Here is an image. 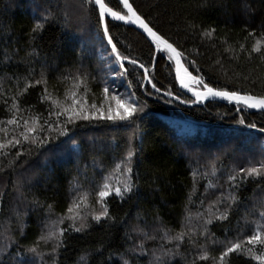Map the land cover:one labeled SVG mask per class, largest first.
I'll return each mask as SVG.
<instances>
[{
	"label": "trees",
	"instance_id": "trees-1",
	"mask_svg": "<svg viewBox=\"0 0 264 264\" xmlns=\"http://www.w3.org/2000/svg\"><path fill=\"white\" fill-rule=\"evenodd\" d=\"M105 2L113 10L122 9L119 0ZM130 2L161 34L171 38L170 42L178 41V50L187 60L195 61L209 86L227 85L229 90L264 95V0ZM48 11L56 22L45 24L42 33H33L35 23L42 22L41 16ZM109 27L113 41L119 40L117 47L121 52L150 67L158 87L163 85L182 99H192L180 88L173 61L162 64L157 60L154 67L149 65L150 45L141 32L120 22L110 23ZM213 28L215 32L211 36L204 35ZM251 32L255 35L250 36ZM257 40L262 41V51L251 53ZM109 48L97 24V12L87 0H0V122L16 118L21 124L17 128L0 123V129H7L0 131V143L22 131L24 120L32 126V119L38 116L43 123L57 105L68 106L73 93L83 107L93 103L102 106V89L97 84L102 79L110 81L114 75L111 70L117 67ZM183 62L197 75L186 60ZM126 66L131 70L130 65ZM81 72L91 75L85 77ZM141 72L128 75L131 83L117 80L116 84L121 93H134L138 107L146 101L147 108L130 122L101 121L79 129L77 137L82 154L78 158L45 154L44 150L38 153L33 148L27 159L21 156L15 161V148L0 149L3 264H19L15 259L18 251L15 241L25 247L36 244L45 226L66 213L74 196L79 197L80 204L78 209L74 207V213L95 210L97 185L106 182L115 187L127 179L122 169L129 148L136 152L134 172L138 174V191L124 202L119 199L110 202V213L116 217L114 223L97 225L89 220L92 226L86 232L73 233L71 238L65 233L67 246L60 249L58 264H85L79 258L86 253L89 254L86 264H104L109 254L112 264H123L121 253L132 264H149L151 250L165 243L161 239L162 229L169 230V235L182 230L194 233L192 238L198 241L191 245L185 240L171 264H192L201 245H206L210 259L197 260L196 264H217L228 240L244 239L257 224L264 226L260 216L264 212V176L249 178L240 185L236 193L238 203L232 206L228 220L215 219L217 209L224 208L218 198L222 192L227 195L229 191L228 177L241 168L264 163V134L240 125L232 103L209 101L204 105H186L174 101L168 104L157 100L155 95L147 96L145 86L138 84ZM41 73L46 85L36 84ZM45 87L57 105L42 99ZM13 104L17 105L15 109ZM173 119L194 123L195 132H181ZM244 119L246 123L255 122L258 128L264 127V113L247 110ZM34 126L39 128L40 124ZM4 152L9 155L4 156ZM25 179L30 181L23 189L25 200H38L41 207L22 217L28 227L21 237L15 212L24 204L17 199L13 184ZM48 205L52 206L51 212ZM207 219L213 223L207 226L210 235L205 240L201 233ZM67 224L65 221L59 227ZM238 229L242 230L239 237ZM145 234L155 239H145ZM6 235L12 237V243L5 239ZM141 240L149 249L147 256L137 258L126 251ZM165 246L172 247L166 243ZM37 247L43 257L36 258L33 264H53L48 255L52 243L41 241ZM97 249H103V253ZM259 251L257 247L256 252ZM228 264L258 262L250 256L233 253Z\"/></svg>",
	"mask_w": 264,
	"mask_h": 264
},
{
	"label": "snow or ice",
	"instance_id": "snow-or-ice-1",
	"mask_svg": "<svg viewBox=\"0 0 264 264\" xmlns=\"http://www.w3.org/2000/svg\"><path fill=\"white\" fill-rule=\"evenodd\" d=\"M87 2L91 5L92 10L97 12V24L102 29V36L106 38V43L110 46L109 53L117 65V67L111 70L114 75L111 76L110 81L108 79H102L99 84H97V87L102 89L104 103L102 106H97L93 103L90 107H83L82 101L76 99V95L73 93L70 104L60 108L57 105V101L51 100V97L47 94V88L45 87V95L42 99L45 101L51 100L53 105H57L56 111H49L48 119L43 123H40V118L38 116L32 119V126H30L28 120H24L22 131H19L12 138H8L6 143H0V149H16L15 161H18L21 156L27 159L33 148H35L38 153L40 150H44L45 154L70 155L78 158L82 154V145L77 137L79 129L92 126L101 121L130 122L138 113H143L148 106L147 102L144 101L140 103L138 107V99L134 93L132 91L121 93L119 91V86L116 84L117 80L131 83L127 80V77L137 70H142L141 79L138 81V84L145 86V94L147 96L155 95L157 100H163L168 104L178 101L181 104L194 105L203 103L209 99H222L235 106V111L238 114L237 122L240 125H244L249 129H255L259 133L264 134V127L258 128L255 122L246 123L244 119L247 110H257L264 113V95H254L249 92H242V90L239 89L229 90L227 85L223 87L209 86V84L205 82L204 77L199 73L195 61L187 60V58L184 57V53L178 50L176 46L178 41L170 42L171 38H167L166 35L161 34L155 25L147 21L145 17L137 11L133 3H130V0H119L120 5H122V9L119 11L113 10L105 0H87ZM40 20L42 22L35 23L32 29L33 33H42L45 24L56 22L51 11L41 16ZM113 22H124L125 25L137 26V30L141 31V35L144 36L145 41L150 45V59L148 62L150 66L154 67L157 60L162 64L168 61H174L176 79L179 81L180 88L191 93L193 98L182 99L180 94L173 93L170 88H166L163 85L158 87L157 83L153 82L155 77L150 74V67H147L145 63L141 62L138 58H130L128 55L122 53L120 48L117 47L119 40L114 42L110 34L109 26L110 23ZM213 32H215L214 28L206 30L204 35L211 36ZM249 35L254 36L255 33L251 32ZM261 45L262 41L257 40L252 45L251 53H261ZM121 47H124V45H121ZM184 60L193 68V71L197 72V75H193L192 72L188 70V67H185L182 62ZM126 65H130L131 70ZM168 67H172V65L168 64ZM80 75L87 77L90 76L91 73L81 72ZM74 78L79 79V77ZM42 82L45 85L47 83L43 73H41V79L37 80L36 84H41ZM16 107L17 105L13 104V108L15 109ZM53 116L55 117L54 120L52 119ZM29 119H31V117ZM0 123L14 125L17 128L21 127L20 122L16 118ZM36 124H40V127H35L34 125ZM0 131H7V129H0ZM25 144L28 145L27 148L24 147ZM3 155L8 156L9 153L4 152ZM15 161H13V163H15ZM135 162L136 152L129 148L123 160L122 169L127 179L123 184L115 187L106 182L97 185L94 193L97 206L95 210L89 209L87 213H81L79 211L74 213V207L77 209L80 207L78 203L79 197L74 196L70 202L71 206L67 208L66 213L45 226L36 244L25 247L20 245L18 241H15L18 249L15 259L19 264H33L36 258L42 259L43 254L38 251L37 247L41 241L52 243V250L48 255L52 258L53 264H58L60 249L67 246L65 233L71 238L73 233L86 232L92 226L88 222L89 220L97 225H100L101 222L105 224L114 223L116 217L110 213V202L116 199H119L120 202H124L138 191V174L134 172ZM20 163L22 164L23 161H20ZM117 167H120V165H117ZM262 176H264V163H261L259 167L252 166L241 168L236 174L230 175L228 177L230 188L227 195L222 192L221 196L218 198L219 203L224 205L223 211L217 209L215 219L219 221L228 220L232 206L238 203L236 193L240 191V185L244 184L249 178ZM28 183H30V181L25 179L13 184V188L18 193L17 199L24 204L23 208H17L15 212L21 237L25 235L24 229L28 227L22 217H27L29 212H34L41 207L38 200L32 202L25 200L23 189ZM3 197L4 194L0 193V208L4 206ZM48 210L51 212V205H48ZM260 216L264 219V212L260 213ZM65 221H68L67 227H59V225H63ZM212 223V219H207L205 221L204 231L201 233L205 240H207L210 235L207 226ZM54 225L56 226L55 230ZM162 231L163 236L161 239L166 244L172 245V247H166L165 243H162L158 249H152V259H150L149 264H171L172 260L179 254V249L184 244L185 240L191 245H195L198 242L192 238L194 233H185L182 230L175 235H169V230L162 229ZM241 231L240 229L237 230V237H239ZM5 239L9 243L13 242L10 235H6ZM145 239H155V237H148L147 234H145ZM212 243L215 244V240H213ZM5 247L7 248V244ZM257 247L260 249L258 253L256 252ZM21 248L24 250L20 251ZM205 249L206 245H201V251L198 256L193 257L192 264H196L197 260L206 261L210 259ZM126 251L137 258L149 254V249L145 247L144 240H141L140 243L135 244L134 247ZM97 252L103 253V249H97ZM233 253L238 256H250L251 259L257 261L258 264H264V226L257 224L255 230L251 231V234L247 235L244 239L237 238L235 240H228L219 254L217 264H228L231 254ZM28 254L32 255L29 257ZM87 255L89 254L86 253L79 258L81 261H85V264ZM119 258L123 264H132L131 261L125 259L123 253L120 254ZM0 264H3V254H0ZM104 264H112V254L105 257Z\"/></svg>",
	"mask_w": 264,
	"mask_h": 264
},
{
	"label": "rangeland",
	"instance_id": "rangeland-1",
	"mask_svg": "<svg viewBox=\"0 0 264 264\" xmlns=\"http://www.w3.org/2000/svg\"><path fill=\"white\" fill-rule=\"evenodd\" d=\"M105 57V53L102 54V58ZM173 123L178 127L181 132L194 133L196 130V125L187 121L173 119ZM193 221H189V223ZM191 225V224H190Z\"/></svg>",
	"mask_w": 264,
	"mask_h": 264
},
{
	"label": "water",
	"instance_id": "water-1",
	"mask_svg": "<svg viewBox=\"0 0 264 264\" xmlns=\"http://www.w3.org/2000/svg\"><path fill=\"white\" fill-rule=\"evenodd\" d=\"M131 3V2H130ZM120 23H123L124 24V22H120ZM128 26H131V27H133V28H135L136 30H137V26H133V25H128ZM139 32H141L140 30H138ZM174 62V61H173ZM183 62V61H182ZM184 63V62H183ZM185 65V64H184ZM174 66H175V63H174ZM186 67V66H185ZM177 82H178V84H179V81H178V79H177ZM180 86V85H179ZM186 94H188V95H190L191 97H192V95H191V93H188L186 90H183ZM193 98V97H192ZM209 101H218V102H226V101H224V100H222V99H209V100H207V101H205V102H203V103H198V104H194V105H204V104H206V103H208ZM178 102V101H177ZM186 105H189V104H186ZM192 105V104H191ZM253 111H257V110H253Z\"/></svg>",
	"mask_w": 264,
	"mask_h": 264
}]
</instances>
